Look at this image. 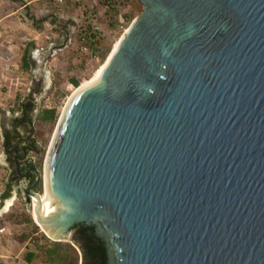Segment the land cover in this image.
<instances>
[{"label": "water", "instance_id": "water-1", "mask_svg": "<svg viewBox=\"0 0 264 264\" xmlns=\"http://www.w3.org/2000/svg\"><path fill=\"white\" fill-rule=\"evenodd\" d=\"M138 2L58 121L34 216L57 242L97 222L114 264H264V0Z\"/></svg>", "mask_w": 264, "mask_h": 264}, {"label": "rangeland", "instance_id": "rangeland-1", "mask_svg": "<svg viewBox=\"0 0 264 264\" xmlns=\"http://www.w3.org/2000/svg\"><path fill=\"white\" fill-rule=\"evenodd\" d=\"M116 1L120 5L117 12L108 9L104 5L105 0H63L62 3L46 0L47 11H37L34 3L25 11L23 9L11 15L6 24L0 23V228L5 230L0 256H6L1 264H49L45 249L57 241L48 238L39 227L35 230L31 216L34 198H26L27 182L22 181L21 189H17L12 179L11 157L7 154L15 145L19 148L26 145L23 140L29 135L34 150L28 157L32 158L38 172L43 175L48 149L68 98L76 88L93 78L115 42L142 12L138 0ZM20 2L24 1L0 0V18L20 7ZM52 5L57 12L53 11ZM64 8H68L69 19L61 22L60 14L64 13ZM126 15L130 16L127 24L124 23L125 19H121ZM40 18H45L46 23H38L44 22ZM63 24L67 25V30L60 35ZM112 24H115L113 31L109 29ZM88 27L97 34L95 39L89 41L92 46L78 41L79 34L86 32ZM25 50L30 61L28 70L21 68ZM71 78L79 81L78 87L70 84ZM51 108L57 112L53 126L50 123L41 125L37 113ZM24 111L25 118L32 124V132L29 133L24 130L26 126L21 121ZM6 135L15 138L7 147L4 145ZM33 192L43 197V183ZM7 200L11 206L3 212ZM74 228L62 241L78 246L80 241H73ZM73 250L72 258L78 260V252ZM29 253L35 255L31 262L26 261Z\"/></svg>", "mask_w": 264, "mask_h": 264}, {"label": "flooded vegetation", "instance_id": "flooded-vegetation-1", "mask_svg": "<svg viewBox=\"0 0 264 264\" xmlns=\"http://www.w3.org/2000/svg\"><path fill=\"white\" fill-rule=\"evenodd\" d=\"M23 118H25V115L22 113V119ZM23 124L26 126L24 130H26L28 133L32 132V130L30 131V129H32V124L29 120H26ZM30 140L31 139L29 138V135L26 136L23 140L26 145H23L20 148L17 147L18 145H15L14 149L9 150L10 154H7L9 158L11 157L10 161L12 163L13 172H16V174L12 176V179L14 182H16L17 189H21L20 183H22V181L27 182V188L25 189V195L27 199H30L27 190L30 185H33L35 183L36 179L35 173L31 169V166H34L37 170V167L32 161V158L28 157V154L32 153V151L34 150L33 142H30ZM16 142H18L17 139ZM17 166L19 170H22V173H19L17 171ZM39 184H41V182ZM39 184L33 186V188L31 189L32 192L37 190ZM72 234L73 241H80L78 246H74L73 244L68 242L70 246L78 252L79 259L76 261V264H114V252L111 249L112 247L108 243V237H106L105 233L102 230V227L99 226L97 222L80 223L72 230ZM68 252L69 257H72V251L69 250Z\"/></svg>", "mask_w": 264, "mask_h": 264}, {"label": "trees", "instance_id": "trees-1", "mask_svg": "<svg viewBox=\"0 0 264 264\" xmlns=\"http://www.w3.org/2000/svg\"><path fill=\"white\" fill-rule=\"evenodd\" d=\"M105 3L104 4L108 9H110L111 11H115L117 12L116 10H118V8L120 7L119 4H117L118 2L116 0H105ZM122 20H124V23L127 24V22L130 20V16H124V17H121ZM117 22V21H116ZM39 23H43V22H39ZM71 23V22H69ZM62 28H60L59 30V34L60 35H63L64 31L67 30V25L66 24H63L61 25ZM93 28L91 27H88L87 31L86 32H83V33H80L79 34V43L81 42H85L86 45H91V42H89L90 40L92 39H95L97 34L96 33H93L92 31ZM109 29L110 30H115V24H112L109 26ZM85 45V47H86ZM92 46V45H91ZM96 52V51H95ZM21 68L24 69V70H28L30 68V61L28 59V56H27V50L24 51V55L22 57V60H21ZM70 84L76 88L79 86V81L77 79H73L71 78L70 80ZM27 108V107H26ZM25 109V107H24ZM25 112L24 111V115H25ZM37 120L39 121V123L41 125H43L44 123H50V126H53L55 120H56V117H57V112L55 109L51 108V109H42L40 110L38 113H37ZM26 120H29L28 118H23L21 121L23 123H25ZM15 138H10L9 135H6V138L4 139V145L7 147L10 145V143L14 140ZM19 173H22V170L20 169L19 170ZM16 174V172H14V175ZM29 221H32L31 218H29ZM35 225V224H34ZM35 230H38L37 226L35 225ZM42 249V248H41ZM74 248H72L70 246V244H66L64 242H54L52 244L51 247H48L45 249V255H46V258L47 260L49 261V264H55V263H58V264H76L77 262V258H72V257H69V250L70 251H73ZM35 257V255L33 253H29L27 254L26 256V261L27 262H31L32 259Z\"/></svg>", "mask_w": 264, "mask_h": 264}, {"label": "crops", "instance_id": "crops-1", "mask_svg": "<svg viewBox=\"0 0 264 264\" xmlns=\"http://www.w3.org/2000/svg\"><path fill=\"white\" fill-rule=\"evenodd\" d=\"M1 1H5V2H10V1H20V0H1ZM22 1H24L23 3L22 2H20V7H18L17 9H14L13 10V12L11 13V14H9V15H6V16H3V17H1L0 18V23H3V24H6V20H8V18L11 16V15H14V14H16V13H18V12H20V11H23V9H24V11L26 10V8H29L30 7V5H34V3H36L35 5H37V7H38V10L37 11H39V12H41V11H47V4L44 2V1H46V0H22ZM52 8H53V11L54 12H57V10H56V8L52 5ZM65 9V11H63L64 13H62V14H60V19L61 20H59V21H61V22H66V21H68V19H69V15L67 14V12H68V8H64ZM36 19H38L39 20V18H36ZM42 21H44V19L45 18H40ZM34 21H36V20H34ZM39 23V22H38ZM46 22L44 21L42 24H45ZM59 23V22H58ZM41 27V26H40ZM40 29V28H39ZM7 202H9V204H8V206L7 207H10L11 206V202L9 201V200H7L6 202H5V205H4V207L6 206V203ZM4 207H3V212H6L7 211V207H6V209H4ZM2 216V215H1ZM0 216V217H1ZM32 216V215H31ZM35 224V223H34ZM4 232H5V230L4 229H1L0 228V245H4L3 244V242H2V238H4ZM2 242V243H1ZM2 249H3V247H2ZM2 257H6V256H2ZM4 259V258H3Z\"/></svg>", "mask_w": 264, "mask_h": 264}, {"label": "bare ground", "instance_id": "bare-ground-1", "mask_svg": "<svg viewBox=\"0 0 264 264\" xmlns=\"http://www.w3.org/2000/svg\"><path fill=\"white\" fill-rule=\"evenodd\" d=\"M120 39H121V37H120ZM119 39V40H120ZM118 40V41H119ZM118 41H116L115 42V44L113 45V47H112V50H111V52L109 53V55H108V57H107V59L105 60V62H104V64L99 68V70L96 72V74L93 76V78L97 75V73L101 70V68L105 65V63H106V61L108 60V58H109V56L111 55V53H112V51L114 50V48H115V46H116V44L118 43ZM92 78V79H93ZM92 79H90V80H92ZM89 80V81H90ZM89 81H87V82H89ZM87 82H84L82 85H80L78 88H76L74 91H73V93L71 94V96L68 98V100L67 101H69L70 100V98L72 97V95L80 88V87H82L84 84H86ZM68 103V102H67ZM67 103H66V105H67ZM66 105H65V107H66ZM65 107H64V109H65ZM64 109H63V111H64ZM63 111H62V113H63ZM62 113H61V115H60V118H61V116H62ZM60 118H59V120L58 121H60ZM55 133V132H54ZM53 139V138H52ZM52 142V141H51ZM51 145V144H50ZM50 148V147H49ZM48 151H49V149H48ZM48 154V153H47ZM46 158H47V156H46ZM45 161H46V159H45ZM44 167H45V164H44ZM43 185H44V195H43V197H42V195H40V198L39 199H37V198H34V197H32V198H34L33 199V204H34V206H33V209H32V213H31V215H32V219H33V221H34V223H35V225L37 226V227H39V229L41 230V232H43L44 234H46L48 237H50L43 229H42V227L39 225V223L37 222V220H36V218H35V216H34V214L36 213V212H39V211H43V212H47V204H46V199H45V196H46V193H45V180H44V170H43ZM8 202L6 203V206L4 207V209H6V207L8 206ZM8 208V207H7ZM51 239H54V238H52V237H50Z\"/></svg>", "mask_w": 264, "mask_h": 264}, {"label": "built area", "instance_id": "built-area-1", "mask_svg": "<svg viewBox=\"0 0 264 264\" xmlns=\"http://www.w3.org/2000/svg\"><path fill=\"white\" fill-rule=\"evenodd\" d=\"M57 2H58V3H62V2H63V0H57ZM2 261H3V257H2V256H0V264L2 263Z\"/></svg>", "mask_w": 264, "mask_h": 264}]
</instances>
